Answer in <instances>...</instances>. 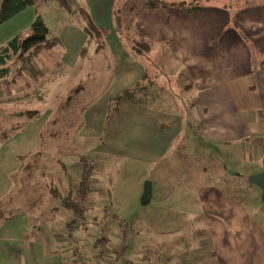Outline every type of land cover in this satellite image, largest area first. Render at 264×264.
I'll list each match as a JSON object with an SVG mask.
<instances>
[{
	"label": "crops",
	"instance_id": "1",
	"mask_svg": "<svg viewBox=\"0 0 264 264\" xmlns=\"http://www.w3.org/2000/svg\"><path fill=\"white\" fill-rule=\"evenodd\" d=\"M73 1L74 6L88 11L96 25L108 28L113 59L102 61L103 64L92 58L83 57L85 61L80 59V48L87 39L80 25L73 22L56 24L60 28L58 36L64 54L61 62L66 66V71L62 75L51 76L52 72L47 73L49 63L47 68L41 61V66L37 64L40 58L32 60L28 67L34 70L32 74L38 72L39 77L35 82L49 74L46 95L41 100L29 85L27 88L34 100H30V107L26 110L38 111V117L26 120L21 115L22 104L7 102L11 95L6 96L0 91L2 104L6 103V107L7 104L17 106L8 107L12 108L7 114L10 118L4 121L19 123L9 127L0 126V129H10L9 136L0 142V197L11 187L10 177L19 166L18 157L39 146L41 131L49 124L50 115L64 111L65 106H61L60 98H67L69 94L76 97L77 93L81 95L84 90L86 95L87 90L94 91L88 97L89 102L85 101L82 111L84 121L79 133L84 140L94 133L102 134L96 153L120 150L141 152L143 157L159 155L160 158L180 129L181 119L178 116L172 118L165 111L125 101H121L118 110L104 119L109 99L136 82L144 66L124 50L118 37L111 9L115 0ZM138 1L142 4L145 0ZM208 2L205 8L188 14L173 7L140 11L137 8L131 13L130 22L134 30L155 46L167 43L165 50L170 58L169 65L184 68L192 85L190 95L195 97L190 109L195 112L198 119L196 128L204 141H221L228 145L241 143V149L243 152L248 150L249 157L263 154L261 168L249 170V175L264 170V0ZM52 7L53 15L60 19L63 16L61 20L64 21L68 13L64 9L57 10L54 5ZM34 14L35 6L32 4L1 23L0 45L16 34L28 31ZM246 39L252 42V47L248 46ZM67 54H70L68 58ZM146 64L150 65V62ZM105 65L110 74L113 72L112 76H104ZM179 67L176 72L180 70ZM83 77L88 84L83 85ZM101 80L102 85L97 87L96 84ZM69 89L73 93H68ZM10 92L13 96L18 93L16 90ZM24 121L25 124L21 126ZM161 123L169 127L164 128L166 126ZM167 129L174 131L168 133ZM252 129L255 131L250 132ZM248 143H251L250 146ZM207 185L198 186L195 194L211 250L193 256L187 251L175 252L176 247L167 249L166 246L151 257L154 262L149 259L147 264H264L262 226L243 203L233 202L216 187ZM92 191L88 193V198ZM30 213L20 212L0 224V264H75L77 258L86 264H100L96 259L94 262L86 260L82 251L74 255L66 237L54 228L56 220L39 218ZM81 238L86 239L88 235ZM202 242L203 246L205 242L208 244V240ZM93 245L94 242L88 247ZM84 246L87 247L86 244ZM93 257L96 258L95 254Z\"/></svg>",
	"mask_w": 264,
	"mask_h": 264
},
{
	"label": "rangeland",
	"instance_id": "2",
	"mask_svg": "<svg viewBox=\"0 0 264 264\" xmlns=\"http://www.w3.org/2000/svg\"><path fill=\"white\" fill-rule=\"evenodd\" d=\"M37 2L39 4L37 10H39V13L44 17L54 33L59 35L60 28L56 24L62 25L68 22L76 23V25L78 23L77 26L81 24L80 18L77 16L78 7L74 6L73 0H69L71 6L69 7V12L65 10L68 14L64 21L61 20L63 16L60 19V17L57 18L56 15H53L54 8L52 5L57 10L63 11L55 1L41 3V1L37 0ZM140 6L141 4L138 0H115L111 9L116 10V14L122 18L121 21L124 23L126 20L125 14L128 15L131 10H136ZM206 6H203L201 9ZM101 27L105 32L103 48L96 49V44L92 42L84 57L86 59L92 58L103 64L107 62V59H113V53L108 28ZM124 29L126 30V28ZM29 31L30 29L25 33ZM59 41L62 43L60 39ZM246 41L248 46L252 47V42L247 39ZM57 47L41 51L39 56L33 59L37 61L40 58L37 64H40L39 61H41V64H44L46 68L47 63H49L50 69L47 73L49 71L52 72L51 76L57 74L59 70L63 72V68L58 63L64 58V54L63 52L60 53ZM124 50L131 55L126 47H124ZM69 55L67 54L66 58ZM79 58L82 59L83 57ZM158 58L162 59L163 55H160ZM83 60L85 61L84 58ZM147 62L151 63V59L144 56L141 58L140 64L143 67ZM169 64L170 58H166L165 56L164 63L161 64L163 73L158 72L160 71V66H153L154 74L158 75V83L165 87H163V90L169 88L165 74L170 78L168 80L173 82L175 71L179 67L178 65ZM62 65L64 64L62 63ZM9 66L11 75L8 77V80H0V91L3 94L5 93L6 96L11 95L7 102H14L13 104L20 102L22 104L21 109H27L30 107V100H34L33 97L31 98L29 91H27L28 85L37 94L45 93L46 88L43 86L48 84L50 80H48L49 74L43 75L39 81L35 82L39 75L38 72L36 75L32 74L34 70L31 71L28 68L30 67L29 63L23 68H19L20 66H17L14 62H9ZM104 67V70H106V73H103L104 76H112L113 72L110 74L107 66L105 65ZM64 68L66 69L65 65ZM96 68L98 67H93L92 69ZM179 69H183L185 72L184 68L179 67ZM30 73V76L35 79L30 78ZM94 75L95 73L92 74V77ZM60 79L57 78V80ZM81 80L83 85L88 84L84 77ZM138 80L127 88H132ZM102 83L103 80L98 82L96 86L100 87ZM13 90L18 91L15 96L11 92L9 93V91ZM153 90L157 91L155 87H153ZM163 90L161 91L162 97L165 95ZM19 91L22 92L19 94ZM85 91H82L81 95L77 93L76 97L69 94L67 98H60L61 106L63 107L64 105L67 112L64 114L65 111L61 112L58 110L61 112L60 114L50 115L49 126L51 123L62 124V126H59L58 130H54L52 138L49 137V130L47 132L46 136L49 139H45V142L48 144L43 149L46 154L43 155L41 160L45 178H38L40 182L51 180L52 185L62 196H65L71 190L72 198L79 200V181L82 172V159H84L87 164L85 168L91 172L88 193L93 191L89 195V198L87 194V198L84 200V203H87V205L83 206L85 207L83 218L76 217L72 211L63 207H60L55 212L50 213L47 211L46 207L58 205L59 201L50 199L49 194L46 192L47 189L39 186L41 183H38V181H36L38 185L34 184L31 180L26 181L23 184V188L26 186V189L20 192L21 196L18 198L19 202L25 203L26 195L32 194L38 188L37 191L40 192V196H38V193L35 196L39 199L36 198L33 205L28 207L29 211L33 213L39 203H46L48 201V206L37 217L53 218L56 220L53 225L54 228L58 229V232L66 237L67 244L70 245L74 255L80 254L82 251L86 260L94 262V259H97L100 264H110V262L113 263V261L116 262L118 260L120 262L117 264H147L152 256L157 253L159 254L166 246L167 249H174L176 247L175 252L187 251L193 254V256L195 254L202 255L210 251L212 247L209 243L208 235L204 230L205 227L201 220L202 214L199 215L195 189L201 185H209L207 173L210 170L212 171V169L215 173H221L220 167L223 169L222 173L231 175L235 180L236 186L242 189L243 193L238 198H240L264 230V202L261 199V190L259 187L254 186V184L250 185L247 180V172L249 170L261 168L263 154L260 157L259 155L249 157V151L243 152L241 143L228 145L229 143H221V141H214L215 143L204 141L200 131L199 133L202 137L198 134V127L196 128L198 119L195 112L188 107L185 99H183V104L181 103L180 107H178L179 110L176 109L168 93V101L165 105L164 103L161 105L163 108H166L164 110L166 114L172 118L178 116L181 119H179L181 126L172 137L168 150L162 157L159 158V155L156 157H143V153L141 152L130 153L120 150H115L112 153L104 152L102 154L101 151L99 152L100 154L96 153L95 150L98 149L96 146L97 143L102 141V134L97 132L88 136L87 140H84L83 136L79 133L84 121L82 111L85 109V101L89 102L88 97L94 93L93 90H87L88 94L86 95V93H83ZM67 92L73 93V90L69 89ZM2 102L3 100H0V126L6 125L9 127L19 124H10L11 122L4 121V119L9 120L10 118L7 114L12 108L9 109L8 107L17 106L7 104L8 107H6V103L2 104ZM81 103L83 104L80 105ZM17 110L19 109L17 108ZM155 110L163 112L162 109ZM37 117L32 119H36ZM108 117L109 115H106L104 119ZM161 124L167 125L166 123ZM167 127L169 125L164 128ZM174 129H167V131L171 133ZM9 131L10 129L4 127V129H0V135L7 134ZM252 131L255 130L252 129L250 132ZM250 144L248 143L249 146ZM39 145H41V142ZM213 166L217 168H212ZM147 182H149L150 191L149 196L145 197L144 193ZM235 191L238 190L235 189ZM196 229L204 230L205 235L201 236V234H197ZM85 234L88 235V238L82 239L81 236H85ZM103 237L107 239L105 242L106 246H102L103 244L99 243L103 242L98 241L99 247H95L94 245L88 247L93 242L95 244L97 239ZM204 240H208V244L204 243L205 246L202 245V241ZM117 250H119V253ZM94 254L96 258L93 257ZM112 257L118 258V260H113ZM172 257L175 256L172 255ZM151 261L154 262L152 259Z\"/></svg>",
	"mask_w": 264,
	"mask_h": 264
},
{
	"label": "trees",
	"instance_id": "3",
	"mask_svg": "<svg viewBox=\"0 0 264 264\" xmlns=\"http://www.w3.org/2000/svg\"><path fill=\"white\" fill-rule=\"evenodd\" d=\"M39 1H41V3L55 1L59 7L68 11H69V7L71 6L69 0H39ZM208 1L209 0H145L137 11L160 8V7L163 8L173 7L180 9L182 12L188 14L201 9L203 6H206L207 3H209ZM36 2L37 0H1L0 1V24L8 20L16 13L23 10L24 8L32 4H34L35 6L34 18L29 27L30 31L25 34H16L0 45V80L2 81L8 80L9 79L8 77L11 75L9 62H14V64L20 66L19 68H23L25 65L30 63L31 60L38 57L41 51L50 50L52 47L56 48V46H58L57 49L60 51V53H62L63 47L59 41L60 38L58 34L54 33L51 30L44 17L39 13V10H37L39 4ZM132 12L134 11L131 10L128 15L125 14L126 20L124 21V23H122L121 21L122 18L118 14H116V10H113L112 15H113V20L115 22L114 25L116 31L119 35V38L122 40L124 47L127 48L131 56L135 60L141 61L142 57L147 56L150 57L151 63L150 65L147 64L144 65V70L141 77L132 88H126L117 95L109 99L108 107H107V115H110L112 112L117 111L118 105L121 101H125L128 103L136 104L138 106L147 107L154 110L162 109L164 111L166 110V108H163L161 104L164 103L165 105L166 102L168 101L167 93L172 98L173 104L175 105L176 109L180 107L181 103L183 104V99H185L188 107L192 108L193 103L195 101V97L190 95V89H192L191 87L192 85L190 84V81H188L187 75L185 74L183 69H180L178 72L175 71L173 82L168 80L170 78L168 77L167 74H165V79L169 87L168 89L166 88L167 90H163L165 87L158 83V75L154 74L153 66L154 65L160 66L159 68L160 71L158 72L159 73L162 72L161 64L164 63L165 56L166 58L169 57L168 51L165 50V48L168 47V44L165 43L162 45L160 44L155 46L149 40L144 38L137 30H134L130 22V15ZM77 13L81 21L80 28L87 36L86 43L80 48L79 51V56L82 58L85 56L86 51L88 50L92 42L96 44L97 46L96 49L99 50L103 48L104 46L103 37L105 32L101 26L96 25L93 22L90 14L85 8L78 7ZM124 28H126V30ZM160 55H163L162 59L158 58ZM58 64H60L59 66L63 68V72L66 71L64 65H62L61 62H59ZM63 72L59 70L56 75L57 76L62 75ZM46 86L47 85H44L43 87L46 88ZM153 87H155L157 91L153 90ZM162 90L165 92V95L163 97L161 92ZM171 90L174 92H172ZM44 95H46V92L38 93L37 97L41 100ZM64 111H65V107H64ZM21 115L25 116L28 119H32L38 116V111L24 109L21 112ZM25 122L26 121H24L21 124V126H23ZM59 126H62V124L51 123L50 126L49 124H47V126L45 127L46 129L44 128L41 133L42 136L40 139L41 145H39L33 151L24 155H20L18 157L19 166L11 174L10 177L12 185L8 190V192L4 196L0 197V224L20 212L29 211L28 207L32 206L35 199L38 198L37 196H35L36 193H38V196H40V192H38L37 191L38 188H36L32 194L26 195L25 197L26 200H24L25 203H21L18 201V198L21 196L20 192L26 189V186H24L25 188H23V184H25V182L28 180L33 181L34 184L36 183V181H38V183H41L39 186L45 187V189H47L46 192L49 194V198L59 201L58 205L52 207H46L48 206V201L46 203L45 202L39 203L34 209L33 212L34 216L35 215L39 216L45 207L48 209L47 211H49L50 213L55 212L60 207H63L65 209L72 211L76 217H80V219L83 218V212L85 209V207H83L84 200L87 198V194L89 191V178L91 175L90 170L85 168L87 164L84 159H82L83 161L82 172L79 181L80 184L79 200L72 198L71 190H69L65 196L59 194L58 190L52 185L51 180L44 182L43 181L40 182L38 180V178L40 177L45 178L44 177L45 173L41 166V160L43 155L46 154L45 151L43 150L48 144L45 142V139H49L46 135L50 133L49 137L52 138V135H54V130H58ZM8 136H9L8 133L0 135V142H2ZM212 168H217V167L213 166ZM220 168H221L220 170L221 173H215L213 169L212 171L210 170L207 173V179H209V183H210L209 185L214 186L218 190H220V192L227 199L233 202L242 203L240 198H238L241 197V193H243L242 189H239L236 186V184L234 183L235 180L232 178L231 175L222 173L223 169L222 167ZM248 183L250 185H253L250 182ZM235 189H237L238 191H235ZM196 233L201 234V236L205 235L204 230L202 229L200 230L196 229ZM98 241L103 242V243H99V244H103L102 246H106L105 244V242L107 241L106 238L103 237L97 239L95 241L96 247H99Z\"/></svg>",
	"mask_w": 264,
	"mask_h": 264
},
{
	"label": "water",
	"instance_id": "4",
	"mask_svg": "<svg viewBox=\"0 0 264 264\" xmlns=\"http://www.w3.org/2000/svg\"><path fill=\"white\" fill-rule=\"evenodd\" d=\"M248 182L256 185L261 190V199L264 202V171L251 173L247 177ZM150 191L149 182L146 183L144 196L148 197Z\"/></svg>",
	"mask_w": 264,
	"mask_h": 264
},
{
	"label": "built area",
	"instance_id": "5",
	"mask_svg": "<svg viewBox=\"0 0 264 264\" xmlns=\"http://www.w3.org/2000/svg\"><path fill=\"white\" fill-rule=\"evenodd\" d=\"M117 252L119 253V250H117ZM98 256V255H97ZM78 259V258H77ZM76 259V263L75 264H86L83 260H77ZM97 260V259H96ZM97 262H98V260H97Z\"/></svg>",
	"mask_w": 264,
	"mask_h": 264
}]
</instances>
